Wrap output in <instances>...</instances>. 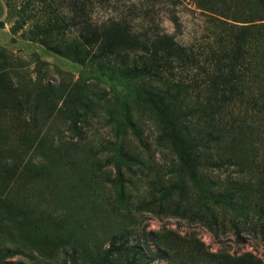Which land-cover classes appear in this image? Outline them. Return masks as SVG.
I'll use <instances>...</instances> for the list:
<instances>
[{
    "label": "rangeland",
    "instance_id": "obj_1",
    "mask_svg": "<svg viewBox=\"0 0 264 264\" xmlns=\"http://www.w3.org/2000/svg\"><path fill=\"white\" fill-rule=\"evenodd\" d=\"M76 1L0 0V264H264V0ZM78 15L186 54L77 53Z\"/></svg>",
    "mask_w": 264,
    "mask_h": 264
},
{
    "label": "trees",
    "instance_id": "obj_2",
    "mask_svg": "<svg viewBox=\"0 0 264 264\" xmlns=\"http://www.w3.org/2000/svg\"><path fill=\"white\" fill-rule=\"evenodd\" d=\"M80 3V1L74 0L73 5H76L78 11L81 10V6L84 4L82 2L80 5ZM46 6L54 10L51 1ZM69 21L75 24L76 35L82 41L78 45L77 53L87 47H95L96 50H101L112 55L142 51L162 58L167 66H170L175 59L183 57L186 54L185 47L176 41L174 36L161 31L149 32L147 29L138 32L123 18H111L105 22L96 24L92 20L78 15L70 17ZM62 23H64V26H67L66 20H62ZM47 26L49 28H45L41 32H43V35H46V33L50 35L43 36V38L41 36L39 39H43V42L55 49H66L64 44L62 45V43L58 42L59 32L62 30V27L57 29L52 26V23L47 24ZM0 53L5 54L3 50H0ZM236 61L237 58L235 61L232 59L230 62L234 65ZM10 80L8 75L0 68V90L4 89L16 94L19 91L18 86Z\"/></svg>",
    "mask_w": 264,
    "mask_h": 264
}]
</instances>
